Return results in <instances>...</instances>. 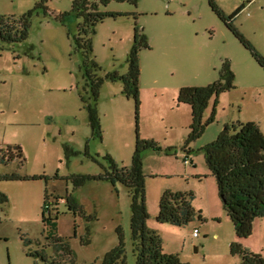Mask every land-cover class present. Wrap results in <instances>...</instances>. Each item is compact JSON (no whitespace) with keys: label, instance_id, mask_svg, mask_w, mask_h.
Segmentation results:
<instances>
[{"label":"rangeland","instance_id":"obj_1","mask_svg":"<svg viewBox=\"0 0 264 264\" xmlns=\"http://www.w3.org/2000/svg\"><path fill=\"white\" fill-rule=\"evenodd\" d=\"M39 1L0 0V14L17 17ZM214 2L226 15L244 4L233 23L264 54V0ZM71 5L72 0H46L49 14L44 15L42 8L35 10L25 41H0V156H6L7 145L18 144L25 157L22 163L19 158L0 161V174L49 177L47 181L0 180V191L8 198L0 205V264H45L28 253L42 248L50 234L68 240L77 263L100 264L118 241L117 226L124 232L127 264H135L125 186L88 180L74 187L66 177L103 172L106 153L119 166H129L136 128L140 138L153 139L161 148L145 150L142 161L149 212L146 223L162 237L163 250L177 253L188 264H239L240 257L230 253V243L237 240L233 224L223 209L202 147L226 124L237 121H254L264 133V69L208 0H138L136 5L110 0L99 9L121 15L106 17L92 36L90 58L100 66L95 73L104 78L96 100L101 137L92 135L80 96L90 103L93 99L83 78V55L73 44L79 19L72 13L63 22L56 19L59 13L70 11ZM135 26L149 44L139 52L138 117L133 98L122 92V82L105 78L108 72H126ZM225 59L234 74V87L219 95L214 119L203 134L185 143L190 107L177 102L178 90L214 81ZM213 100L203 121L212 112ZM66 146L77 153L65 152ZM45 189L54 208L52 215L58 210L54 224L42 221ZM166 189L192 193L191 204L202 219L195 217L183 226L158 222L159 199ZM68 193L86 216L69 211L64 200L55 201L54 196ZM86 228L89 243H83ZM194 228L199 231L197 237L192 235ZM24 238L31 241L25 243ZM239 241L264 256V217L256 218L252 233ZM45 250L52 253L51 247Z\"/></svg>","mask_w":264,"mask_h":264},{"label":"trees","instance_id":"obj_2","mask_svg":"<svg viewBox=\"0 0 264 264\" xmlns=\"http://www.w3.org/2000/svg\"><path fill=\"white\" fill-rule=\"evenodd\" d=\"M110 0H72L70 11L59 13L56 16L60 22L70 13L79 19L77 32L73 36L75 50L83 55V78L85 85L89 87L93 103L88 102L84 96H80L87 114L92 135L101 137L100 120L96 108L99 89L104 78L95 72L100 69L96 61L90 58L92 54V36L96 33V25L106 17H117L120 13L102 11L99 5H106ZM137 4L138 0H115ZM212 10L225 23L238 41L246 48L257 63L264 69V54H261L254 45L237 29L233 23L235 15L244 7L238 6L230 14L226 15L218 8L214 0H208ZM38 8H42L44 15L49 12L46 0H40L36 5L15 17L0 14V41L2 43L17 44L28 37L32 16ZM142 48H149L145 34L141 33L138 26L134 27V37L130 50L126 56L127 70L123 74L108 72L105 78L111 81H121L122 92L126 97H132L135 104L136 115L140 104L139 52ZM234 74L231 71L229 60L225 59L218 69L217 78L206 85L181 86L177 94V102L190 107L189 132L185 143L199 138L208 123L213 121L215 106L222 92L234 87ZM213 98L212 112L207 121H203V115ZM161 150L159 144L153 139L140 138L136 128L134 151L129 166H119L117 162L106 153L103 158L107 166L98 174H70L66 179L70 180L74 187L84 185L88 180L117 181L125 186L130 197V239L132 252L135 256V264H188L180 259L177 253H167L163 250L162 237L147 226L149 212L146 205L145 175L143 173L142 153L147 150ZM206 165L216 179L217 190L223 209L233 224L237 240L230 243V253L240 257L239 264H264V256L261 253L250 251L239 240L247 238L253 229V221L258 217H264V133L254 121H237L226 124L217 137L202 147ZM6 156H0V161L7 162L19 158L25 161L22 148L18 144L7 145ZM65 152L77 153L65 147ZM87 152V146L85 147ZM44 179L45 174L19 175L17 173L0 174V180H28ZM47 189L44 190L42 205V221L44 224L52 223L58 217L55 208L52 215L51 203ZM192 193L172 191L166 189L159 199V209L156 220L160 223H172L178 226L189 224L197 217L202 219L201 213L196 211L191 204ZM56 202L64 200L67 209L74 214L86 216L82 206L75 200L71 193L65 197L54 196ZM6 194L0 191V205L7 203ZM46 212L48 213L46 215ZM88 219L93 217L88 216ZM86 236L83 243H89V231L86 228ZM118 241L102 257L100 264H127L125 254L124 232L120 226L116 227ZM48 242L42 248L30 251L28 255L45 264H85L77 263L75 253L68 240L57 234H50ZM31 240L24 238L25 243ZM45 247H51L52 253L48 254ZM94 264V263H90Z\"/></svg>","mask_w":264,"mask_h":264},{"label":"built area","instance_id":"obj_3","mask_svg":"<svg viewBox=\"0 0 264 264\" xmlns=\"http://www.w3.org/2000/svg\"><path fill=\"white\" fill-rule=\"evenodd\" d=\"M186 163H188V160L187 159H185L184 160ZM192 235L194 236V237H197L198 236V229L197 228H194V230H193V232H192Z\"/></svg>","mask_w":264,"mask_h":264},{"label":"crops","instance_id":"obj_4","mask_svg":"<svg viewBox=\"0 0 264 264\" xmlns=\"http://www.w3.org/2000/svg\"><path fill=\"white\" fill-rule=\"evenodd\" d=\"M198 234H199V231H198ZM242 240H244V239H242ZM242 240H241V241H242ZM196 249H197V248H196Z\"/></svg>","mask_w":264,"mask_h":264}]
</instances>
